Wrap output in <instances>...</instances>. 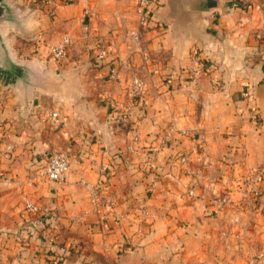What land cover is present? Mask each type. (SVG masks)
Masks as SVG:
<instances>
[{
    "label": "crops",
    "instance_id": "obj_1",
    "mask_svg": "<svg viewBox=\"0 0 264 264\" xmlns=\"http://www.w3.org/2000/svg\"><path fill=\"white\" fill-rule=\"evenodd\" d=\"M138 3L58 5L40 53L75 30L58 62L90 68L38 72L26 102L0 87V264H264V0H159L148 26ZM66 150L64 180L36 178ZM87 183L103 189V216ZM27 201L53 223L27 226Z\"/></svg>",
    "mask_w": 264,
    "mask_h": 264
},
{
    "label": "rangeland",
    "instance_id": "obj_2",
    "mask_svg": "<svg viewBox=\"0 0 264 264\" xmlns=\"http://www.w3.org/2000/svg\"><path fill=\"white\" fill-rule=\"evenodd\" d=\"M0 2L7 4L11 9L10 18L0 21V32L3 40L7 43L10 55L15 62L24 68H31L35 74L36 72L46 71V69L50 70L52 73L55 72L54 69H57L56 73H61V70H64V63L60 65L61 62H65V65H67L65 67L68 70L77 68L78 65L86 64L87 68L88 65L90 68V64H92V61L90 60L75 62L62 60L58 62V60L55 61L52 59L50 53H48V58L43 57L39 50V43L42 40L40 39L42 36L41 34L46 29H52L53 27V11L58 5L62 3H70L71 0H0ZM65 34H69V32H66ZM73 34H69L71 38H73ZM78 34L84 35V31L80 29ZM63 36V34L59 37L54 36L53 34L51 40H61ZM42 38H44V36H42ZM88 49L90 52L83 50L82 53H86V55L87 53L92 54L91 51L94 50L95 47H89ZM30 81L29 84H25L24 81H18L10 75H3L0 73V87H5V85L10 86L11 88L14 87L13 94L15 98H17V102L27 100V90L25 86L39 83L37 79ZM33 96L34 95H31L30 99H32Z\"/></svg>",
    "mask_w": 264,
    "mask_h": 264
},
{
    "label": "built area",
    "instance_id": "obj_3",
    "mask_svg": "<svg viewBox=\"0 0 264 264\" xmlns=\"http://www.w3.org/2000/svg\"><path fill=\"white\" fill-rule=\"evenodd\" d=\"M51 1V0H49ZM159 0H139L138 3V12L139 18L138 23L140 26H148L151 19V11L158 4ZM130 35L136 42H140L141 33L140 31L134 30L130 32ZM72 44V38L69 35H64L62 39L56 44L50 46V54L52 58L56 60H61L66 57L68 50ZM109 53L108 46H102L97 51L96 57L98 60H104ZM195 65H198L200 59L195 57L193 59ZM198 71V70H197ZM146 91L145 82L138 76L132 78L130 82V92L133 99H141L143 104L146 105L147 102L143 100L144 94ZM57 114L54 113V116ZM125 117V113L122 110H119L116 116V121L121 122ZM175 131V128L172 126L167 134L165 139V144L169 136ZM70 152L66 151H58L53 152L48 155L45 159L44 163L39 165L37 169L36 178H40L42 180L47 181H62L65 179L66 174L70 170ZM177 162L181 165H187L189 163V159L186 155H181L177 159ZM34 183V181H32ZM87 187L91 193L92 202L94 205V211L101 216H103V210L105 209L107 202L104 200L103 189L101 186L94 185L91 183H87ZM244 191L249 192L254 197H257L261 194L260 188L254 184V181L248 180L247 185L244 188ZM190 196H195L194 190H190L188 192ZM218 205L223 206L226 203L231 202L230 197H218L217 199ZM23 211L26 215L27 226L29 227H39L42 224H47L46 226H50L53 223L55 218V214L50 206H40L37 202L27 201L23 207ZM50 241L54 242V238L51 236Z\"/></svg>",
    "mask_w": 264,
    "mask_h": 264
},
{
    "label": "water",
    "instance_id": "obj_4",
    "mask_svg": "<svg viewBox=\"0 0 264 264\" xmlns=\"http://www.w3.org/2000/svg\"><path fill=\"white\" fill-rule=\"evenodd\" d=\"M10 16H11L10 7L7 4L0 2V21L9 19ZM0 73L3 75H10L18 81L19 80L24 81L25 84H29L31 82L30 80L33 79L35 80L36 75L38 74L37 72L35 74V72L31 68L29 67L24 68L23 66H21L20 64L14 61V59L10 55L7 43L5 42V40H3L1 32H0ZM29 74L30 75L33 74V78L28 79ZM31 85L25 86L26 90H28V88ZM27 97L28 99H30L28 93H27ZM24 102H26V100Z\"/></svg>",
    "mask_w": 264,
    "mask_h": 264
},
{
    "label": "trees",
    "instance_id": "obj_5",
    "mask_svg": "<svg viewBox=\"0 0 264 264\" xmlns=\"http://www.w3.org/2000/svg\"><path fill=\"white\" fill-rule=\"evenodd\" d=\"M45 226L47 225V224H44Z\"/></svg>",
    "mask_w": 264,
    "mask_h": 264
}]
</instances>
